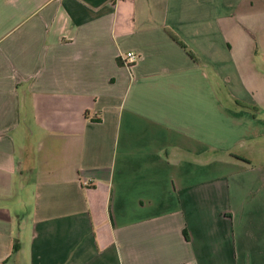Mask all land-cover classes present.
I'll list each match as a JSON object with an SVG mask.
<instances>
[{
  "label": "crops",
  "instance_id": "0c3cea01",
  "mask_svg": "<svg viewBox=\"0 0 264 264\" xmlns=\"http://www.w3.org/2000/svg\"><path fill=\"white\" fill-rule=\"evenodd\" d=\"M262 111L264 0H0V264H264Z\"/></svg>",
  "mask_w": 264,
  "mask_h": 264
},
{
  "label": "rangeland",
  "instance_id": "374dc122",
  "mask_svg": "<svg viewBox=\"0 0 264 264\" xmlns=\"http://www.w3.org/2000/svg\"><path fill=\"white\" fill-rule=\"evenodd\" d=\"M240 105L241 108H250V105L248 102L246 101H240L238 103ZM229 106V104H228ZM259 120H260V134H259V138H258V145H257V150H253L252 154L248 155L249 159L255 163V162H261L264 161V112H260L259 115ZM254 140H253V144H254ZM249 151V149H242V152L244 154H247V152ZM249 154V153H248ZM256 164V163H255Z\"/></svg>",
  "mask_w": 264,
  "mask_h": 264
},
{
  "label": "built area",
  "instance_id": "2783aa9c",
  "mask_svg": "<svg viewBox=\"0 0 264 264\" xmlns=\"http://www.w3.org/2000/svg\"><path fill=\"white\" fill-rule=\"evenodd\" d=\"M136 59V55L131 52H126L119 56V60L123 67L128 68L130 65L134 63Z\"/></svg>",
  "mask_w": 264,
  "mask_h": 264
}]
</instances>
